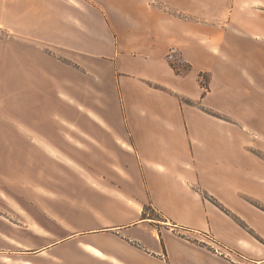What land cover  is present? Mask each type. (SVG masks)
<instances>
[{"label": "crops", "instance_id": "0c3cea01", "mask_svg": "<svg viewBox=\"0 0 264 264\" xmlns=\"http://www.w3.org/2000/svg\"><path fill=\"white\" fill-rule=\"evenodd\" d=\"M1 31L53 61L79 58L83 91L111 103L106 115L87 109L86 147L129 158L118 175L128 190L93 177L82 201L46 213L49 224L26 209L0 213V264H264V210L246 200L251 180L236 177L252 164L229 156L241 141L243 153L252 147L250 105L264 146V0H0ZM171 48L180 69L169 65ZM246 69L249 83L238 81ZM203 138L228 155L202 162ZM255 190L264 199V187ZM75 210L90 219L77 226ZM199 233L232 259L184 238Z\"/></svg>", "mask_w": 264, "mask_h": 264}, {"label": "rangeland", "instance_id": "374dc122", "mask_svg": "<svg viewBox=\"0 0 264 264\" xmlns=\"http://www.w3.org/2000/svg\"><path fill=\"white\" fill-rule=\"evenodd\" d=\"M43 51L0 32V213L11 208L26 209L33 212L39 222L49 224L46 213L55 214V211L73 206L74 201H82L84 195L89 194L93 177L104 178L105 182L128 190L118 175L124 171L122 167L126 163L123 159L129 157L122 152L116 155L115 151L113 155L105 150L90 153L85 142L89 140L83 133L87 109L106 115L111 110V103L106 100L100 105L91 89L83 91L84 75L88 74L79 58L59 57V61H53L43 55ZM169 65L175 70L180 69L177 60L169 62ZM37 66H43L45 72H37ZM54 68L59 69L56 76L59 83L49 72ZM246 72L249 73L248 69L237 70L238 81L249 83ZM199 78L201 86L207 88L208 76L199 74ZM67 79H72L74 84L68 83ZM87 81L89 85L91 80L88 78ZM149 86L161 90L157 86ZM69 87L72 88L70 92ZM242 113L253 117L245 121L252 132V147H245L247 150L243 149V153L239 149L243 144L241 141L236 144L235 153L230 152L229 156L235 163L252 164L251 170L236 169V177L251 180L254 187L250 188L246 200L264 210V199L255 190L260 185L264 187V168L260 170L261 164L264 165V146L258 137L261 129L257 116L259 107H244ZM36 126L47 131L46 135L36 131ZM127 140L131 139L128 137ZM200 140L199 159L202 162L222 161V157L228 155L227 150L212 152L204 138ZM158 156L161 158L158 162L164 163L162 154ZM110 162L122 170L113 169L116 174H111L107 170ZM93 189L96 191L98 187L93 186ZM88 217L83 211L75 210L70 220L78 226L84 225L85 220L90 219ZM149 217L157 218L153 212H149ZM57 235L62 236V233Z\"/></svg>", "mask_w": 264, "mask_h": 264}, {"label": "built area", "instance_id": "2783aa9c", "mask_svg": "<svg viewBox=\"0 0 264 264\" xmlns=\"http://www.w3.org/2000/svg\"><path fill=\"white\" fill-rule=\"evenodd\" d=\"M167 60L170 63H173L176 60L174 48H171L169 50L167 54ZM199 234H200L199 239H191L187 237H184V238L185 240L191 243H195L199 246L205 247L206 249H208L211 253H213L216 256H219L226 260L232 259L233 251L231 249H229L222 243L215 240L209 233H199Z\"/></svg>", "mask_w": 264, "mask_h": 264}]
</instances>
